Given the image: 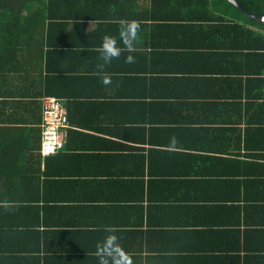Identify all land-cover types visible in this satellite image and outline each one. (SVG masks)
Wrapping results in <instances>:
<instances>
[{
    "label": "crops",
    "instance_id": "crops-1",
    "mask_svg": "<svg viewBox=\"0 0 264 264\" xmlns=\"http://www.w3.org/2000/svg\"><path fill=\"white\" fill-rule=\"evenodd\" d=\"M4 1L0 264H99L109 236L124 264H264V41L203 0ZM121 20L136 50L104 64ZM45 98L70 121L49 158Z\"/></svg>",
    "mask_w": 264,
    "mask_h": 264
},
{
    "label": "trees",
    "instance_id": "trees-1",
    "mask_svg": "<svg viewBox=\"0 0 264 264\" xmlns=\"http://www.w3.org/2000/svg\"><path fill=\"white\" fill-rule=\"evenodd\" d=\"M34 1V0H32ZM206 2L208 6H213L214 9L223 11V13L234 14L237 19V26L239 28L247 29L246 31L249 32L254 41H264V23L257 22L248 18L245 14H243L238 8L232 5L228 0H203ZM240 2L246 10L249 12L257 15V16H264V0H237ZM8 2L4 0H0V60L15 58V56L19 55L20 50L8 47L13 40H18L20 38V32H16L19 29L20 24L23 23V18H19L18 16L12 15V13H7L8 11L15 10L18 6L15 3L14 5H10ZM33 4V3H32ZM17 6V7H16ZM33 5H29L27 8H32ZM230 11V12H229ZM231 16V15H230ZM27 21V25L35 24V17H29ZM244 22L247 27L240 26L241 22ZM34 38V36L32 35ZM35 39V38H34ZM4 43V44H3ZM10 57V58H9ZM11 62V61H10ZM38 102H36L37 104ZM38 121V120H37ZM25 131H32L30 129H24ZM38 136H37V147L40 150V132L39 128L33 129ZM10 142L8 141L7 144H3L2 148H6ZM66 147V146H65ZM53 157V156H50ZM49 158V157H47ZM3 165L0 163V167Z\"/></svg>",
    "mask_w": 264,
    "mask_h": 264
},
{
    "label": "clouds",
    "instance_id": "clouds-1",
    "mask_svg": "<svg viewBox=\"0 0 264 264\" xmlns=\"http://www.w3.org/2000/svg\"><path fill=\"white\" fill-rule=\"evenodd\" d=\"M139 24L134 21L121 20L119 28V40L112 36H105L100 47V58L104 64H109L113 59L119 58L122 54L121 47L118 44L122 43L129 53L136 50V42L138 38ZM135 57L128 55L125 59L126 63H133ZM100 67H103L102 65ZM105 85L112 83L111 76L105 74L102 78ZM102 251L99 255L103 257L99 264H124V253L117 246L115 236H109L101 245Z\"/></svg>",
    "mask_w": 264,
    "mask_h": 264
},
{
    "label": "built area",
    "instance_id": "built-area-1",
    "mask_svg": "<svg viewBox=\"0 0 264 264\" xmlns=\"http://www.w3.org/2000/svg\"><path fill=\"white\" fill-rule=\"evenodd\" d=\"M43 142L41 154L55 156L65 149L70 121L65 111V102L57 98L43 100Z\"/></svg>",
    "mask_w": 264,
    "mask_h": 264
},
{
    "label": "water",
    "instance_id": "water-1",
    "mask_svg": "<svg viewBox=\"0 0 264 264\" xmlns=\"http://www.w3.org/2000/svg\"><path fill=\"white\" fill-rule=\"evenodd\" d=\"M232 5H234L236 8H238L243 14H245L248 18L255 20L257 22L264 23V16H257L248 10L245 9V7L238 2L237 0H228Z\"/></svg>",
    "mask_w": 264,
    "mask_h": 264
}]
</instances>
